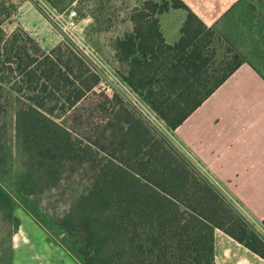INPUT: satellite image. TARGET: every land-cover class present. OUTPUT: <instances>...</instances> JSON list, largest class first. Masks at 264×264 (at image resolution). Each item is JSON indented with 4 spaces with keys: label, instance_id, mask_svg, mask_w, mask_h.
I'll use <instances>...</instances> for the list:
<instances>
[{
    "label": "trees",
    "instance_id": "trees-1",
    "mask_svg": "<svg viewBox=\"0 0 264 264\" xmlns=\"http://www.w3.org/2000/svg\"><path fill=\"white\" fill-rule=\"evenodd\" d=\"M49 1L57 7L75 0ZM15 7L0 1V71L19 94L13 188L0 156V264L11 255L21 225L18 205L47 232L69 233L80 264H216V228L264 258L261 233L137 106L119 93L95 90L101 76L82 52L67 43L47 51L24 29V43L18 32H5ZM171 8L187 12L173 43L160 19ZM132 20L133 30L115 43L119 61L127 64L122 78L171 129L245 61L184 0H145ZM218 40L228 44L223 55ZM90 94L104 97L98 108L105 124L92 122L84 103ZM0 128L7 131L6 123ZM88 162L93 175L63 180Z\"/></svg>",
    "mask_w": 264,
    "mask_h": 264
},
{
    "label": "crops",
    "instance_id": "crops-1",
    "mask_svg": "<svg viewBox=\"0 0 264 264\" xmlns=\"http://www.w3.org/2000/svg\"><path fill=\"white\" fill-rule=\"evenodd\" d=\"M184 1L245 61L170 135L264 237V0ZM178 9L183 8H171L161 19L171 43L179 39L187 12L175 35L163 19ZM215 261L264 264L263 257L220 228L215 230Z\"/></svg>",
    "mask_w": 264,
    "mask_h": 264
},
{
    "label": "rangeland",
    "instance_id": "rangeland-1",
    "mask_svg": "<svg viewBox=\"0 0 264 264\" xmlns=\"http://www.w3.org/2000/svg\"><path fill=\"white\" fill-rule=\"evenodd\" d=\"M4 1H8L10 5H16L14 12L3 23V28L8 35L18 32V37L21 36L20 42L24 43L25 36L20 31L24 29L47 51L60 43H67L71 48L82 52L101 76L95 90L109 96L119 93L124 100L137 106L146 119L180 150L170 135L171 128L125 83L122 75L127 72V64L119 61L116 54L117 38L133 30L132 14L135 8L144 5L145 0H75L72 3L59 4L57 7H54L49 0ZM72 9L78 12L74 18L70 17ZM185 13L184 9L171 11L163 19L164 26L169 27L174 35L177 31L180 32ZM163 14L160 15V19L163 18ZM217 45L220 54L223 55L228 44L218 40ZM89 48L93 49L94 54L87 53ZM65 50L66 48L63 49ZM6 77L7 74L0 71V80L5 87L2 97L4 110L0 113V126L6 123L7 127V131L0 128V131L4 132L0 141L3 139L2 142H5L0 156H3L1 164L5 166L4 180L13 188L19 163L16 132L19 94L10 87L9 83L3 81ZM100 100H104V97L90 94L84 103L88 107L87 112L91 114L92 122L105 124L108 119L104 116V111L98 108ZM104 145L106 146V142ZM75 174H82L83 178L90 177L94 174V167L89 162L85 165L77 164L70 172L65 173L63 180H81L75 178ZM215 186L220 188L216 184ZM16 213L20 216L21 225L13 235L11 255L5 257L3 264H80L75 253L70 251L69 233L58 228H52V233L47 232L34 216L20 205L17 206Z\"/></svg>",
    "mask_w": 264,
    "mask_h": 264
},
{
    "label": "built area",
    "instance_id": "built-area-1",
    "mask_svg": "<svg viewBox=\"0 0 264 264\" xmlns=\"http://www.w3.org/2000/svg\"><path fill=\"white\" fill-rule=\"evenodd\" d=\"M77 14H78L77 10H76V9H72L71 12H70V17H71V18H74V17L77 16ZM87 53H88L89 55L94 54L93 49L89 48V51H88ZM96 62H97V60H96Z\"/></svg>",
    "mask_w": 264,
    "mask_h": 264
}]
</instances>
